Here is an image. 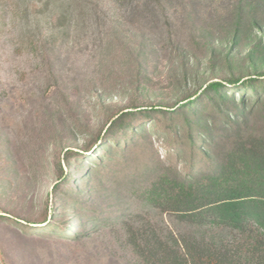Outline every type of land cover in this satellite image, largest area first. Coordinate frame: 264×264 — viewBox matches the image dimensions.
Segmentation results:
<instances>
[{
  "label": "rangeland",
  "instance_id": "obj_1",
  "mask_svg": "<svg viewBox=\"0 0 264 264\" xmlns=\"http://www.w3.org/2000/svg\"><path fill=\"white\" fill-rule=\"evenodd\" d=\"M0 1V264H122V232L93 227L73 242L23 227L38 229L33 222L58 203L61 171L76 190L95 170L97 153L83 149L118 109L171 104L203 80L264 72V0H161L152 23L127 17L140 0ZM62 3L76 8L66 36L54 28ZM25 32L47 42L46 56L23 46ZM67 146L77 153L69 166ZM102 186L94 204L119 210L120 192Z\"/></svg>",
  "mask_w": 264,
  "mask_h": 264
},
{
  "label": "trees",
  "instance_id": "obj_2",
  "mask_svg": "<svg viewBox=\"0 0 264 264\" xmlns=\"http://www.w3.org/2000/svg\"><path fill=\"white\" fill-rule=\"evenodd\" d=\"M162 8L161 0L134 1L127 17L152 23ZM58 9L54 28L66 36L76 8ZM21 37L25 48L47 55L46 41ZM195 87L171 104L135 100L118 109L83 149L97 153L95 170L76 190L61 171L52 190L59 204L24 233L74 242L100 228L122 232V264H264V72ZM75 155L67 146L63 161L69 166ZM103 182L120 192L119 210L90 198Z\"/></svg>",
  "mask_w": 264,
  "mask_h": 264
}]
</instances>
